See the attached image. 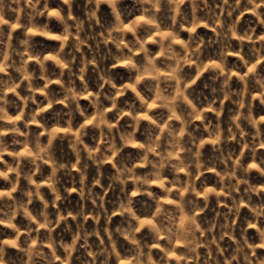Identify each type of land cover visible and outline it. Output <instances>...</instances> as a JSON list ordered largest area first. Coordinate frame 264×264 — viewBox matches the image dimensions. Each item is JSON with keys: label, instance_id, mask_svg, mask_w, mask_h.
Wrapping results in <instances>:
<instances>
[{"label": "clouds", "instance_id": "1", "mask_svg": "<svg viewBox=\"0 0 264 264\" xmlns=\"http://www.w3.org/2000/svg\"><path fill=\"white\" fill-rule=\"evenodd\" d=\"M122 3L0 0V264H264V0Z\"/></svg>", "mask_w": 264, "mask_h": 264}, {"label": "rangeland", "instance_id": "2", "mask_svg": "<svg viewBox=\"0 0 264 264\" xmlns=\"http://www.w3.org/2000/svg\"><path fill=\"white\" fill-rule=\"evenodd\" d=\"M75 7V6H74ZM102 8V12H101V15H102V18H108L109 17V10L107 9L106 6H101ZM75 10L77 12H79V8L78 7H75ZM121 10H122V13L125 15V16H130V15H133L135 14V11H136V6H134L132 4V0H123V3L121 4ZM188 11H190V9H188ZM246 16V20H249V19H254V18H250L251 17V13H246L245 14ZM162 18L166 19V16H162ZM244 21V22H247V21ZM15 28V25L13 26ZM53 27L56 28L58 30L59 26L56 25V22L53 21ZM261 30H264L262 28H258L257 31H261ZM197 32H201V34H204L205 36H214V34L211 32V29L209 28H206L204 27L203 25L200 26V28L197 29ZM185 35H187V33H184ZM36 42H37V47L38 49H43V50H50L52 47H55L58 45V42L57 41H51V40H44L43 37H37L36 38ZM235 41H233V44L235 45ZM216 45L213 44L211 45L208 49H206V51L209 53V54H213L215 52V49H216ZM230 60H236L237 58L234 57V56H230L229 57ZM261 70H264V64L261 65ZM113 74L114 76L116 77L117 81L120 82L122 79H126L127 78V72L125 69H123L121 66H118L116 69L113 70ZM0 75H3V74H0ZM13 75H15V73H13ZM96 73L94 71L89 70V74H88V78L90 81H95L96 79ZM210 74H208L207 70L205 71L204 73V77L201 79V81H198L197 82V85L195 86L194 88V96H196L197 98H200L202 99V85L205 81H208V78H209ZM52 88H57L58 85L56 84H53L51 86ZM22 92H23V88L20 89ZM9 96H10V99L12 101V104H10V110L12 111H15L16 110V106L19 105L21 102L19 101V99L17 97H15L13 94L9 93ZM39 96V94H38ZM42 99V96L40 97ZM131 94H129L128 97L124 98V99H131ZM82 104H86L87 103V100L86 99H82ZM122 103H123V99H122ZM30 107H32V105H30ZM57 109H59L61 106L60 105H57L56 106ZM151 108V107H150ZM233 108V106L230 104V102H226L225 103V112L222 114V119L224 121V125L225 127L227 126V123H228V117L230 115V112H231V109ZM54 111V110H53ZM256 111L259 113V112H264V107H261L259 106L258 102H257V108H256ZM47 112L45 114V118L48 119V120H51L52 116H53V112H52V109H47ZM209 117L212 118V119H215L214 117V114L209 111L208 113ZM123 123V122H122ZM197 124L200 123L199 120L196 121ZM32 127L35 129L37 126L36 125H32ZM142 138V137H141ZM9 140H11V137L8 138ZM238 148V146H237ZM136 151L135 148H129V149H126L125 150V155H127L128 153H134ZM204 151H205V155L206 157H214V153L212 152V148H211V141H207L206 144H205V147H204ZM260 156L262 158H264V149H261L260 150ZM10 159V157H9ZM246 159H247V156H246ZM106 169L110 167V162L109 164H106ZM47 170V168L45 169ZM107 171V170H106ZM207 176V179L208 181L211 183L213 182L214 178H213V173L209 172V173H206L205 174ZM39 178V177H38ZM252 179L253 181L255 182H258L260 181L262 178L258 177L257 174L253 173L252 175ZM0 186H7V182H4V181H0ZM153 187H156L155 185H153ZM97 190L98 191H102V189H99V187H97ZM156 191H158V189H156ZM118 195V189H112V190H109V192L107 193L106 195V207H108L109 209H111L112 207V204H111V201ZM71 199L70 201H68V206H74L75 205V202L78 200V196H77V193L76 192H72L71 193ZM147 197H144V196H138L136 197V207L138 209V211L140 212H143L145 211L147 208H149L151 205H150V202L147 203ZM38 206V205H37ZM86 207L91 209L93 206L91 205V202L90 201H87L86 202ZM215 207H218L215 205V201L214 199L212 200L211 202V205H210V210L206 213L207 215H211L212 214V211L211 209L212 208H215ZM247 212L245 210V212L242 214V215H246ZM120 219L119 217V214L115 215L113 217V225H115L116 222H118ZM89 225H91L93 222L91 221V219H89ZM104 224V219L102 217L101 219V225ZM250 231H254V229H250ZM7 230L3 229V228H0V235H4L6 234ZM121 246L122 248L126 247V245L124 244V242H121ZM154 251H156L154 249ZM9 256H11L14 260L16 261H20L22 259V254H19L17 253L14 249H10L9 250ZM126 264V262H125Z\"/></svg>", "mask_w": 264, "mask_h": 264}, {"label": "snow or ice", "instance_id": "3", "mask_svg": "<svg viewBox=\"0 0 264 264\" xmlns=\"http://www.w3.org/2000/svg\"><path fill=\"white\" fill-rule=\"evenodd\" d=\"M140 19H143L142 17ZM126 28H130L131 26L130 25H126L125 26ZM164 35H167L166 33ZM149 107H154V105H149ZM55 131H60V132H63V131H66V129H56ZM121 264H125L124 261H121Z\"/></svg>", "mask_w": 264, "mask_h": 264}]
</instances>
